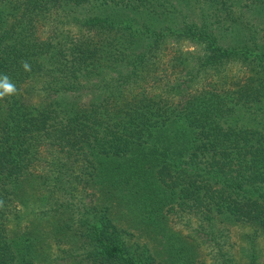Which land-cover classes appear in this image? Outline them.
Returning <instances> with one entry per match:
<instances>
[{
  "label": "trees",
  "instance_id": "16d2710c",
  "mask_svg": "<svg viewBox=\"0 0 264 264\" xmlns=\"http://www.w3.org/2000/svg\"><path fill=\"white\" fill-rule=\"evenodd\" d=\"M4 75L0 264H264V0H0Z\"/></svg>",
  "mask_w": 264,
  "mask_h": 264
},
{
  "label": "clouds",
  "instance_id": "9594fccd",
  "mask_svg": "<svg viewBox=\"0 0 264 264\" xmlns=\"http://www.w3.org/2000/svg\"><path fill=\"white\" fill-rule=\"evenodd\" d=\"M22 68L25 71H30V65L27 61H23L21 64ZM18 94L16 86L10 81V78L7 75L0 77V99L5 97L14 96Z\"/></svg>",
  "mask_w": 264,
  "mask_h": 264
},
{
  "label": "rangeland",
  "instance_id": "374dc122",
  "mask_svg": "<svg viewBox=\"0 0 264 264\" xmlns=\"http://www.w3.org/2000/svg\"><path fill=\"white\" fill-rule=\"evenodd\" d=\"M176 226L179 227V225H176ZM232 230H233V233H232L233 240L237 243L245 244L243 240L242 241L240 240V237L243 232H247V228L242 229V228L236 227V228H233ZM256 242L258 244V249L264 252V240L260 238ZM263 260H264V257H260L259 262H263Z\"/></svg>",
  "mask_w": 264,
  "mask_h": 264
}]
</instances>
